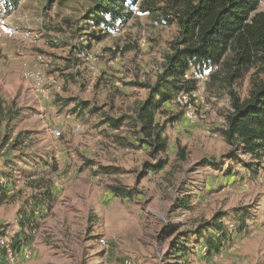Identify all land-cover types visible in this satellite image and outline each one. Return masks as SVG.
Wrapping results in <instances>:
<instances>
[{
    "label": "rangeland",
    "instance_id": "rangeland-1",
    "mask_svg": "<svg viewBox=\"0 0 264 264\" xmlns=\"http://www.w3.org/2000/svg\"><path fill=\"white\" fill-rule=\"evenodd\" d=\"M9 1L0 0V99L15 119L0 117V173L7 161L22 155L28 160L18 162L24 173L18 171L16 184L1 198L0 239L16 237L31 211L32 158L49 154L59 164L53 206L25 228L33 257L20 264H181L172 246L186 236L191 240L182 245L193 247L189 264H264V156L256 161L240 151L233 156L220 132L232 111L229 92L245 99L261 69L251 67L231 87L211 83L215 68L205 71L193 96L181 94L157 117L165 126L167 153L156 154L147 145L133 148L129 143L140 144L126 126L113 130L103 123L106 116L131 115L147 99L145 86L157 82L178 27L157 25L136 8L125 24L96 29L86 20L94 0H19L16 6ZM93 32L105 38L81 51ZM28 72L42 76L40 86ZM61 98L100 111L79 117L73 106L62 109ZM175 116L180 119L172 122ZM51 128L60 137L53 138ZM18 138L19 146L12 148ZM158 161L167 164L151 170ZM254 161L257 171L250 170ZM102 167L116 172L101 174ZM114 186L136 195L115 197ZM186 199L189 208H179ZM238 215H251L243 234L235 232ZM216 216L231 239L220 252L208 253L195 232ZM210 236L216 238L205 233Z\"/></svg>",
    "mask_w": 264,
    "mask_h": 264
},
{
    "label": "trees",
    "instance_id": "trees-1",
    "mask_svg": "<svg viewBox=\"0 0 264 264\" xmlns=\"http://www.w3.org/2000/svg\"><path fill=\"white\" fill-rule=\"evenodd\" d=\"M18 1L9 2L16 6ZM260 6L261 0H94L86 20L96 29L102 26L113 29L117 23L125 24L133 18V10L136 8L142 14L150 16L157 25H176L179 29V36L172 46L173 51L165 56L157 82L145 86L149 90L147 99L137 103L131 115L118 119L106 116L103 124H108L113 130L126 126L140 144L129 143L133 148L147 145L156 154L167 153L169 144L164 136L165 126L158 123L157 117L162 111L165 114V107L175 104L181 94L193 96L198 90V76H203L205 71L215 68V71L210 73L211 83H223V86L231 87L245 71L248 72L251 67H259L261 71L251 78L249 95L245 99H241L233 91L229 92L232 111L226 117L225 128L220 132L232 148L230 153L233 156L240 151L255 161L260 160L264 156V10H260ZM104 38L105 35L97 36L95 32L87 34L86 44L80 45L79 48L84 51L91 48L93 40L102 41ZM59 104L62 109L73 106L72 111L77 112L79 117L85 116L86 112L94 116L100 111V108L74 98H61ZM13 115L0 99V117L13 122ZM178 119L180 117L175 116L170 120L175 122ZM8 140L6 138L4 145H7ZM114 140L122 141L120 136H116ZM19 144L18 138L12 148L18 147ZM27 160L28 158L22 155L5 164L6 172L0 173V203L1 198L6 197L10 189L7 186L16 184L14 180L18 171L24 173L18 162L26 165ZM32 161L30 164L33 171L29 173L30 181L27 182V186L33 189L27 203V206H31V211L22 217V231L8 244L15 251L31 245L25 235V228H33L37 214H42L44 210L49 211L55 200L53 177L59 170L57 160L49 154H36ZM255 161L250 170L257 171L259 165ZM240 162L246 166L245 161ZM37 164L49 167V172L44 173L42 168L37 169ZM166 164V161H158L156 165L150 166V169L157 171L163 169ZM98 172L109 175L116 171L102 167ZM110 188L115 197L125 199L136 195V192L133 193L122 186ZM189 204V199L177 203L181 209L189 208ZM250 216L236 217V233L243 234L248 230L247 220H250ZM221 220V216H216L212 222L204 224L207 229L201 231L204 228L201 226L200 230L195 232L197 240L200 239V243L205 242L208 246V253L220 252L222 243L231 239V233L224 228ZM209 231L216 238L205 237V233ZM189 237L186 236L185 240L180 242L178 240L172 246L175 257L184 262L181 264H189L190 255L193 254V247L182 245V242L189 244ZM0 254L5 255L6 249H2Z\"/></svg>",
    "mask_w": 264,
    "mask_h": 264
},
{
    "label": "built area",
    "instance_id": "built-area-1",
    "mask_svg": "<svg viewBox=\"0 0 264 264\" xmlns=\"http://www.w3.org/2000/svg\"><path fill=\"white\" fill-rule=\"evenodd\" d=\"M82 57H85V54H81ZM27 75L29 77H36L37 82L39 83L38 85L42 83V76H37L32 72H28ZM51 135L53 138H58L61 135V132L57 129H50ZM56 187V186H55ZM10 243V240L7 238H2L0 239V251L2 249H6V254L1 255L0 254V264H20L22 262H28L32 259L33 257V247L32 245L25 246L22 250L20 251H15L13 250L8 244Z\"/></svg>",
    "mask_w": 264,
    "mask_h": 264
},
{
    "label": "crops",
    "instance_id": "crops-1",
    "mask_svg": "<svg viewBox=\"0 0 264 264\" xmlns=\"http://www.w3.org/2000/svg\"><path fill=\"white\" fill-rule=\"evenodd\" d=\"M67 109V108H66Z\"/></svg>",
    "mask_w": 264,
    "mask_h": 264
}]
</instances>
